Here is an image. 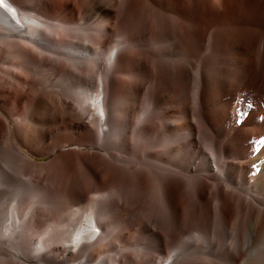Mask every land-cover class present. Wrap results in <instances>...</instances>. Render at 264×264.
<instances>
[{
    "label": "bare ground",
    "instance_id": "1",
    "mask_svg": "<svg viewBox=\"0 0 264 264\" xmlns=\"http://www.w3.org/2000/svg\"><path fill=\"white\" fill-rule=\"evenodd\" d=\"M244 252L264 264V0H3L0 264Z\"/></svg>",
    "mask_w": 264,
    "mask_h": 264
},
{
    "label": "rangeland",
    "instance_id": "2",
    "mask_svg": "<svg viewBox=\"0 0 264 264\" xmlns=\"http://www.w3.org/2000/svg\"><path fill=\"white\" fill-rule=\"evenodd\" d=\"M82 150L83 151H89V148H86V147H84V148H82ZM47 160V158H40V159H38V161H46ZM11 196H13V194L11 195ZM195 236V235H194ZM194 236H192L193 238V240L194 239H197V237H194ZM39 238V236H33V239H38ZM186 240H190V238L188 239V238H186ZM130 243H131V247H132V250L130 251V250H126L125 249V247H123L122 245L123 244H121V243H119V242H115V244H116V248H115V250L114 251H112L109 255H113V256H116V255H122V253L123 254H125V253H128L129 255H133L132 257L134 258V259H136V257L134 256V255H138L139 253H141V254H144L145 252H147V251H149L145 246H144V244L145 243H148L150 240L147 238V237H144V238H142V239H140V240H137V239H135V238H130ZM187 241V242H188ZM195 241V246L197 247L198 246V248H202V245H203V242L200 240V243H198V241H199V239H197V240H194ZM178 249V248H177ZM172 252V250H170V249H165L164 250V253H161V252H157V251H155V252H153V254L152 255H156V256H160V255H166V256H168L170 253ZM248 253L247 252H244V257L242 258V260L240 261V262H238L237 264H243V260H244V258L246 257V255H247ZM138 260V259H137Z\"/></svg>",
    "mask_w": 264,
    "mask_h": 264
},
{
    "label": "snow or ice",
    "instance_id": "3",
    "mask_svg": "<svg viewBox=\"0 0 264 264\" xmlns=\"http://www.w3.org/2000/svg\"><path fill=\"white\" fill-rule=\"evenodd\" d=\"M0 3H3V0H0Z\"/></svg>",
    "mask_w": 264,
    "mask_h": 264
}]
</instances>
